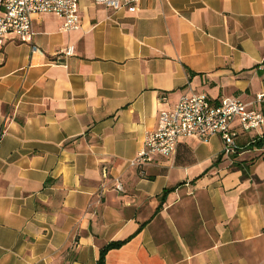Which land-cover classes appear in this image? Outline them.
Segmentation results:
<instances>
[{
  "label": "crops",
  "instance_id": "crops-1",
  "mask_svg": "<svg viewBox=\"0 0 264 264\" xmlns=\"http://www.w3.org/2000/svg\"><path fill=\"white\" fill-rule=\"evenodd\" d=\"M0 47V264H264V123L132 168L161 110L204 94L264 117V0H80ZM73 48V55L62 52ZM251 104V105H250ZM105 174V177L103 176ZM115 180L123 190H115Z\"/></svg>",
  "mask_w": 264,
  "mask_h": 264
},
{
  "label": "built area",
  "instance_id": "built-area-1",
  "mask_svg": "<svg viewBox=\"0 0 264 264\" xmlns=\"http://www.w3.org/2000/svg\"><path fill=\"white\" fill-rule=\"evenodd\" d=\"M86 1L112 12L134 13L138 11L140 0ZM79 2L80 0H0V47L12 36L18 43L28 44L32 51H36L31 22L35 14L50 13L59 17L62 19V32L78 30ZM62 55L72 56L73 48H66ZM251 104H264V92L257 93ZM235 122L243 133H247L261 129L264 117L260 112L249 109V104L238 98H224L217 104H211L204 94L183 95L170 109L158 113L155 129L145 134L141 148L129 162V166L143 167L155 163L159 157L170 158L175 154L178 142L188 137L207 143L211 137L218 135L222 141V155L229 156L238 150L232 129ZM115 183V190L122 191V185L117 180Z\"/></svg>",
  "mask_w": 264,
  "mask_h": 264
},
{
  "label": "trees",
  "instance_id": "trees-1",
  "mask_svg": "<svg viewBox=\"0 0 264 264\" xmlns=\"http://www.w3.org/2000/svg\"><path fill=\"white\" fill-rule=\"evenodd\" d=\"M122 242H114V243H110L108 244L106 247H104L101 252H100V255H99V259L97 261V264H104V256H105V253L110 250V249H113V248H117L119 246H121Z\"/></svg>",
  "mask_w": 264,
  "mask_h": 264
}]
</instances>
